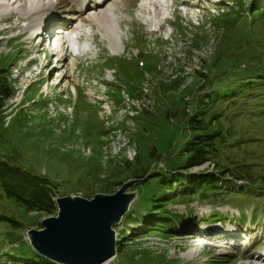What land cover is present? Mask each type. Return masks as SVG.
I'll return each instance as SVG.
<instances>
[{
	"label": "rangeland",
	"instance_id": "obj_1",
	"mask_svg": "<svg viewBox=\"0 0 264 264\" xmlns=\"http://www.w3.org/2000/svg\"><path fill=\"white\" fill-rule=\"evenodd\" d=\"M130 1L129 9L119 3L116 10V22L130 31L123 37L124 43L113 35L114 44L107 43L95 28L90 52L72 61L74 56H70L68 64H59L58 69L50 65L56 57L49 53V63L43 62L44 47L38 46L32 35L35 27L22 31L27 20L21 21L0 7V67L7 68L4 82L15 89L0 101V176L6 180L24 176L26 182L24 194H18L16 200L6 198L0 188V220L9 221H0V242L13 247L27 242L29 229H39L42 219L56 215L57 196L89 199L98 192L113 193L127 180H137L128 190L135 192L128 211L112 227L115 255L106 264H264L255 255L259 254L255 247L264 245V225L252 235L245 251L226 245L234 243L228 238L223 243L206 240L194 227L199 221L217 218V212L227 213V218L213 225H224L227 231L239 222L247 224L251 216L254 221H264V101L252 100L256 92L264 96V71L257 75L263 80H253L255 85L236 93L238 98L225 93L230 97L213 103L211 95L221 87L239 86L223 82L225 79L264 64V0H203L199 11L175 9L170 26L159 32L152 31L154 18L140 6L146 0ZM158 3L161 11L162 2ZM251 4L256 6L250 9ZM174 7V3L167 4V9ZM253 54L257 56L251 59L257 61H248ZM215 55L220 57L217 65L212 59ZM33 56L39 61L27 64ZM217 72L221 77L215 81ZM239 83L248 84L244 79ZM104 104L112 111L99 108L106 107ZM237 108L238 115L245 113L247 121L234 115ZM215 112V116H207ZM223 115L225 124L219 119ZM188 118L193 120L191 125H187ZM198 121L208 132L219 129L224 134L226 126L232 132L228 144L222 147L219 140L218 148L208 151L212 157L199 165L187 164L188 172L184 173L186 180L187 175L204 180L207 174H214L216 188L210 190L220 194V199L201 198L193 193L189 181L176 185L174 177L163 175L156 180L159 175L153 173L156 167L168 169L167 158L179 159L182 142ZM114 128L120 130L114 132ZM258 130L260 135H256ZM107 131L112 132L106 143L103 137ZM3 159L27 173L8 168ZM235 164L243 168L237 174L250 171L255 178H234L228 166ZM42 177L47 179L41 181ZM150 178L151 190L146 193L145 182ZM162 180L171 185L164 186ZM15 185L5 183L10 193ZM31 185L37 189L30 190ZM161 195L166 196L161 198L165 202L162 214L181 215L170 230L168 226L157 227L156 221L167 219L159 218L160 213L146 212L150 208L143 205ZM236 205L245 206L244 211H237ZM137 213L143 219L134 221ZM232 221L235 224L230 225ZM190 235L202 238L193 241ZM13 255L17 254L12 250H0V264H10Z\"/></svg>",
	"mask_w": 264,
	"mask_h": 264
},
{
	"label": "trees",
	"instance_id": "obj_2",
	"mask_svg": "<svg viewBox=\"0 0 264 264\" xmlns=\"http://www.w3.org/2000/svg\"><path fill=\"white\" fill-rule=\"evenodd\" d=\"M236 6L238 8L240 7V9H241V6L240 5L237 4ZM254 6H256V5L255 4H251L250 5V7H251L250 9H252V7H254ZM201 39L202 38H199L198 40L201 41ZM219 54L223 55L222 54V51H220ZM254 56H257V54L251 55L247 60L248 61H251V62H256L257 60L254 61L253 59H251ZM219 58L220 57H216V55L212 57V59H215L214 60V64L215 65H217L218 61H220ZM212 62L213 61L211 60V63ZM255 68H256L255 70H253L252 72H247L246 74H243L242 72L236 71V72H239L238 75H235L234 74L233 76L227 78V81L225 79L223 82H225V83L226 82L238 83V84H235V85H239V86H237V87H230L229 86V87H221V88H219L217 90L215 89L211 93V95L214 96V98H215V100L213 101V103L215 101L221 102L225 98L230 97V96H228L229 93L230 94H234V97L238 98V96H237L236 93H238L240 91L250 90L251 87L255 85V83H251V82H253V80L254 81L255 80H263L262 77L257 76L258 73L259 74H262V72L264 71V64H263V62L256 64L255 65ZM6 72H7V68L1 66L0 67V81H2V83L0 84V101L7 99L8 97H10L12 95V92L13 93L15 92V89L13 88V86L11 88L10 85H9V83L7 84L6 82H4V79L6 78L4 76V74ZM220 75L221 74H219L218 72L216 74H214V76H213L214 79L213 80L218 81L219 78L221 77ZM242 79H244L248 84L240 85L239 82ZM174 81L175 80H173V82ZM225 93H228V95L224 96ZM260 93H261V91L260 92H256L252 96V100H254L256 102H263L264 101V96L263 97H259ZM239 112L240 111L237 108L236 111L234 112V115L237 116V117H243L242 119L245 120V121H247V119L244 117V114L245 113H242L239 116L238 115ZM216 114H217V112H215L213 114H208L207 116L210 118L212 116H215ZM2 117L3 116H0V121L2 120ZM203 117H201V119ZM185 118H187V117H185ZM221 118L223 119V124H225L226 121H227L226 120V116L225 115L220 116L219 119H221ZM188 120L186 119L187 125H191L192 124L191 122L193 120H191L189 118H188ZM214 120L217 121V119H214ZM226 127L225 128H222L224 134L220 133L219 132V129L216 130V132H208L207 129H206L207 126L206 125H203V122H201V125H200V121H198V124L196 125V128H194V129L192 128L193 129L192 132L190 134H188L187 137H186V139L184 140V142H182V150L179 152V159H170L171 160L170 161L167 158L165 160L166 165L168 166V169L167 170H163L166 166L156 167L153 170V173H156V174L159 175V177L156 178V180L162 179L163 178V175H165V176L168 175L169 176L168 179L174 177L176 179V182L178 184H182V183H185L186 181H189V183H191V187L194 189V192L193 193L199 194L198 196H200L201 198H203V197L204 198H208V197H213V196L215 198L219 197L220 194H215L214 192H209L210 189H215L216 188V186H214V183H215L214 182V178H215L214 174H207L205 176L204 180L202 179L201 176H196V175H190V176H188L187 175L188 180H186L185 179V176H184V173L185 172H188L187 171V168H188V165L187 164L192 163V164H195V165H199V164L203 163V161H205V160L209 159L210 157H212V155H207L208 154V151L210 149H212V148L217 149L218 146L216 145V143L219 140L222 141V147L224 145H226V144L229 143V138L232 136V132L230 130V127H228V128H226ZM111 132L108 133V131H107L106 132V135L103 137V139L106 141V143L108 142L107 141V137H108V135H110ZM260 134L261 133L258 130V132L256 133V135H260ZM182 154H186V155L185 156H182ZM213 157L215 159H218L217 156H213ZM183 159H185V160L182 163L181 160H183ZM7 164H8L7 167L10 168V169H13V170H16V171L17 170L23 171L17 165H12L11 166V165H9V163H7ZM228 168L230 169L231 172L234 173L233 176L236 179L238 177H244V176H246L247 178H251V177H254L255 178V176L250 171H245L244 174H237L236 173L237 171H239V172H242L243 171L242 166H240L238 164H235L233 166H228ZM168 170H169V172H164V171H168ZM23 172H25V171H23ZM25 173H27V172H25ZM28 174H30V173H28ZM142 175H140L139 177L140 178H143L144 176L142 177ZM30 176H34L35 177L34 174H30ZM23 179H24V176L21 177V178H19V179H15V180H6L5 177H1L0 176V188L3 189V194L5 195L6 198H12V199L16 200L18 194H20L21 192L24 194V191H25V188L24 187L26 185V182H24ZM44 179H47V178L42 177L41 178V181H44ZM150 181H151V178L148 179V180H146V182H145L146 188H148V189H146L144 191L146 193H148V190H151V188H149L150 185H152V183ZM205 181H208V184H204ZM6 182L17 184L15 186H13V192L14 193H10V192L7 191V187L5 186V183ZM161 182L164 183V186H166V185L167 186H170L171 185V183H167L165 180L160 181V183ZM247 186H252V185H247ZM9 188H11V186H9ZM29 189L30 190H35V189H37V185H31V186H29ZM151 192H154V191H151ZM247 192L250 193V194H252V195H254L256 193V191H253V190L247 191ZM165 195H161L160 198H159V200H155V198H154V199L150 200V202L144 203L143 205L145 207H147V208H150L146 212H150V211L152 213H156L157 212V213H160V215L158 217L164 216L165 219H167V222H159V221H156L155 222V225L157 227H159V226H168L167 229H169L170 226L172 225L173 219H175L177 217V215L175 214V215H171V216H169V215L166 216L165 214H162V212L165 209V208H163L164 205H165V202L161 198L166 197ZM23 198L24 199H27V200L29 199V197L28 196H25V195H23ZM184 200L185 199H181V202H183ZM42 201H44V200H42ZM170 202H173V201H170ZM153 203H155V204L153 205ZM11 204H14V203L12 202ZM54 204H55V201H54ZM55 208H56V204H55ZM56 210H57V208H56ZM223 216L224 215L222 214L220 218H222ZM133 219H134V221L139 220V219L141 220V219H143V215L141 213H137V214L134 215V218ZM212 220H215V219H212ZM0 221H4V222H8L9 223L8 220H0ZM6 245L8 246L7 248H5ZM0 250H5V251H11L12 250V252H14V254L15 253L17 254L16 256L13 255L14 259L10 261L11 263H19L20 262L22 264H56V263H54L53 261H51V260H49L47 258L45 259V257L44 258L43 257L40 258L41 255L37 254L36 251H33L32 250V247L30 246V244H29L28 241L27 242L26 241H22L20 243V245L14 246V247H13V244H5L4 245L3 243L0 242Z\"/></svg>",
	"mask_w": 264,
	"mask_h": 264
},
{
	"label": "water",
	"instance_id": "obj_3",
	"mask_svg": "<svg viewBox=\"0 0 264 264\" xmlns=\"http://www.w3.org/2000/svg\"><path fill=\"white\" fill-rule=\"evenodd\" d=\"M139 182V180H138ZM137 180H127L113 193L91 198L57 196L56 217L41 220L27 238L37 254L59 264H103L115 255V231L135 197L128 191Z\"/></svg>",
	"mask_w": 264,
	"mask_h": 264
},
{
	"label": "bare ground",
	"instance_id": "obj_4",
	"mask_svg": "<svg viewBox=\"0 0 264 264\" xmlns=\"http://www.w3.org/2000/svg\"><path fill=\"white\" fill-rule=\"evenodd\" d=\"M37 1V5H35V2ZM43 1V7L42 10H39L41 4ZM60 2L62 5H57L56 2ZM2 0L0 1V7L5 11L7 14H16L18 19L21 21H26L27 23L22 26V31H27L33 28V24H35V14L37 13H43L44 17H51L55 16L57 18L58 22H63L64 23V18L68 19H73V21H70V27L72 30H75L77 26L75 25L77 21L81 22L82 25L88 26L89 28L98 29L99 33L105 38V40L108 41L109 44H114V40L112 38V35L116 38V40L119 43H124L123 37L126 36L130 31L128 30L127 26L125 24H120L117 23V18H116V10L118 9V4H124L127 9L130 8L131 1L130 0H105L103 5L101 6H87L88 10L86 13L82 14H75V10H79L80 7L77 5L78 0ZM66 1V2H65ZM65 2V4H64ZM159 0H146V3H142L140 6L145 7L144 11H147L149 15H151L152 18L157 19V17L160 14L159 9L157 8L159 5ZM148 4H152L147 6ZM158 3V4H157ZM110 6V9L108 8ZM124 9L127 11V9ZM135 11L140 12V10L136 9ZM89 13V16L85 15ZM39 22L37 23V25ZM113 25H116L117 28L122 29L123 33L120 34L119 31H117ZM68 31V28L66 29V32ZM116 34H119L118 36ZM32 35H30L31 37ZM81 37V36H80ZM37 38V37H36ZM62 48V49H61ZM59 51L56 53L52 54L51 56L56 57V62L55 64H50L56 67L55 69H58L60 67L59 64H68L67 59L71 56L70 50L66 46V49H64V45H61L59 47ZM44 59L43 62L46 64L49 63L48 59H46V55H43ZM72 57V56H71ZM75 59V57L71 58V61ZM39 61L38 57L33 56L31 57L27 64L30 63H37ZM58 63V64H57ZM54 69V70H55ZM57 71V70H56ZM102 83V82H101ZM65 89V88H63ZM63 92L66 91L62 90ZM70 92H75V89L70 88ZM80 90H77V95ZM52 98V97H50ZM66 98V97H65ZM64 99V97H62ZM105 105V104H104ZM106 107H99L102 109L104 112L109 113L112 111V108L109 106L105 105ZM176 185H179L176 183ZM249 191V190H247ZM56 217V215H54ZM161 217V216H160ZM159 217V218H160ZM164 217V216H162ZM198 232H201L198 230ZM192 237L193 241L195 240H200L202 238L201 235H190ZM224 239L222 238H213L212 241H223ZM247 242H245L243 245L247 247ZM243 246V247H244ZM222 251H228V250H222ZM264 256H262V259ZM111 260V259H110ZM110 260L106 261L104 264L109 262Z\"/></svg>",
	"mask_w": 264,
	"mask_h": 264
}]
</instances>
